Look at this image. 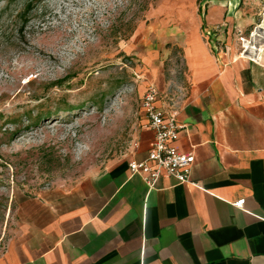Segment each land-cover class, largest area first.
Here are the masks:
<instances>
[{
    "label": "crops",
    "instance_id": "1",
    "mask_svg": "<svg viewBox=\"0 0 264 264\" xmlns=\"http://www.w3.org/2000/svg\"><path fill=\"white\" fill-rule=\"evenodd\" d=\"M224 13L213 6L191 30L163 29L157 46L140 53L157 106L185 128L176 146L195 156L191 182L163 177L149 188L130 171L154 144L145 118L126 157L62 205L33 213L0 264H264V51L258 63L241 58L237 35L245 32L229 14L220 20ZM161 44L180 50L177 91L163 68L172 51L159 57Z\"/></svg>",
    "mask_w": 264,
    "mask_h": 264
},
{
    "label": "rangeland",
    "instance_id": "2",
    "mask_svg": "<svg viewBox=\"0 0 264 264\" xmlns=\"http://www.w3.org/2000/svg\"><path fill=\"white\" fill-rule=\"evenodd\" d=\"M217 5L245 34L264 29V0H0V252L134 148L153 86L140 53ZM158 51L174 81L180 50Z\"/></svg>",
    "mask_w": 264,
    "mask_h": 264
},
{
    "label": "built area",
    "instance_id": "3",
    "mask_svg": "<svg viewBox=\"0 0 264 264\" xmlns=\"http://www.w3.org/2000/svg\"><path fill=\"white\" fill-rule=\"evenodd\" d=\"M238 54L241 58L258 63L264 51V29L256 28L249 34L238 33ZM212 33H209L211 36ZM224 49L215 48L220 54ZM159 91L155 86L149 87L142 99V108L148 126L154 131V144L144 161H132L129 169L133 174L142 175L149 188H154L163 177H172L180 183L191 182V172L195 164L193 153L178 149L176 143L184 126L170 110L157 106ZM245 200L235 205L243 207Z\"/></svg>",
    "mask_w": 264,
    "mask_h": 264
}]
</instances>
